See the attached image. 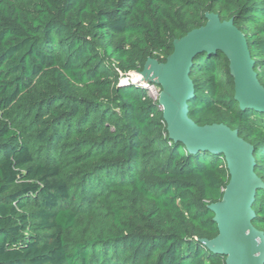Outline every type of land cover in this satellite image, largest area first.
Segmentation results:
<instances>
[{"label":"trees","instance_id":"16d2710c","mask_svg":"<svg viewBox=\"0 0 264 264\" xmlns=\"http://www.w3.org/2000/svg\"><path fill=\"white\" fill-rule=\"evenodd\" d=\"M206 11L246 35L264 86V0H0V264H224L200 242L224 157L171 140L129 79ZM228 65L194 58L188 118L236 129L264 182V113L240 108ZM254 200L264 233V188Z\"/></svg>","mask_w":264,"mask_h":264},{"label":"water","instance_id":"95a60500","mask_svg":"<svg viewBox=\"0 0 264 264\" xmlns=\"http://www.w3.org/2000/svg\"><path fill=\"white\" fill-rule=\"evenodd\" d=\"M203 26L172 41V52L164 62L148 57L140 79L160 86L157 102L166 131L189 152L205 151L223 156L229 178L222 197L208 205L217 225V235L200 239L209 251L224 258V264H264V233L253 225V205L264 182L256 174L254 147L225 123L198 125L188 118V101L194 85L190 77L194 58L202 53L222 52L229 61L234 100L242 109L264 113V86L259 83L246 35L233 19L204 12Z\"/></svg>","mask_w":264,"mask_h":264},{"label":"rangeland","instance_id":"374dc122","mask_svg":"<svg viewBox=\"0 0 264 264\" xmlns=\"http://www.w3.org/2000/svg\"><path fill=\"white\" fill-rule=\"evenodd\" d=\"M140 75L136 74V73H131L129 75V79L133 80L134 82L140 83L141 85L145 86V88L147 89L148 95L153 99V100H157L158 98V93L160 91V86L158 85H151L148 84L146 82H144L143 80H141ZM122 82L126 80V77H123V79H121ZM99 224V228H102L103 226ZM84 227L79 229V233L83 232Z\"/></svg>","mask_w":264,"mask_h":264},{"label":"bare ground","instance_id":"6f19581e","mask_svg":"<svg viewBox=\"0 0 264 264\" xmlns=\"http://www.w3.org/2000/svg\"><path fill=\"white\" fill-rule=\"evenodd\" d=\"M140 78V77H139Z\"/></svg>","mask_w":264,"mask_h":264},{"label":"built area","instance_id":"2783aa9c","mask_svg":"<svg viewBox=\"0 0 264 264\" xmlns=\"http://www.w3.org/2000/svg\"><path fill=\"white\" fill-rule=\"evenodd\" d=\"M152 85V84H151Z\"/></svg>","mask_w":264,"mask_h":264}]
</instances>
